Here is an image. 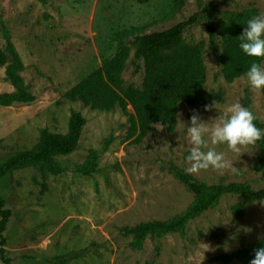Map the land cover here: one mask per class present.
I'll return each instance as SVG.
<instances>
[{"label":"rangeland","instance_id":"374dc122","mask_svg":"<svg viewBox=\"0 0 264 264\" xmlns=\"http://www.w3.org/2000/svg\"><path fill=\"white\" fill-rule=\"evenodd\" d=\"M252 9L257 13L249 36L264 38V0H0V47L6 50L12 41L23 63L17 72L35 95L30 102H0V198L12 211L5 235L13 264H226L212 258L241 248L264 250V200L243 205L239 214L243 200L237 194L194 216L184 233L140 239L129 232L142 222L180 216L196 202L171 167L207 184L264 186V174L256 170L259 148L249 131L253 117L264 131V58L258 74L227 81L207 31L208 20L214 21L220 40L229 13ZM193 14L198 20L182 41L202 45L205 92L221 94L210 108L179 103L173 132L155 123L140 135L130 105L101 110L66 97L123 48L128 57L120 92L142 87L135 37ZM130 30L134 34L117 37ZM8 66L16 67L11 57L0 65V98L16 90ZM72 110L87 122L78 147L54 156L59 173L41 163L7 167L39 150L44 130L66 134ZM93 162L91 174L80 171Z\"/></svg>","mask_w":264,"mask_h":264},{"label":"trees","instance_id":"16d2710c","mask_svg":"<svg viewBox=\"0 0 264 264\" xmlns=\"http://www.w3.org/2000/svg\"><path fill=\"white\" fill-rule=\"evenodd\" d=\"M46 3L48 0H40ZM145 3L148 0H138ZM257 10L252 9L243 13H229L221 27V39L218 38L217 28L212 20H208L207 31L211 46L220 53L222 72L227 81L245 74H258L264 58V38L249 36L248 29L252 25ZM198 20L197 14L189 16L175 25L161 30L137 35L134 64L136 68L143 63L144 80L142 87L129 85L123 92L121 74L128 57L126 48L106 61L102 68L97 69L79 83L72 86L66 93L70 100H80L93 109L111 110L116 106L126 109L131 106L137 120L140 135H144L155 123L166 125L169 132L175 130L177 124L178 104L200 106L208 109L215 101L221 100V94L214 92L206 94V67L203 61L202 45L187 44L182 41L186 30ZM134 34V30L117 34L122 38ZM15 62L16 67L8 66L7 77L15 86L13 93H5L0 102L9 105L13 102H30L35 95L28 91L17 70L23 68V63L8 39L6 50L0 47V65H5L8 58ZM245 106L250 109L248 101ZM86 118L77 110H72L69 128L66 134L43 131V143L39 150L27 152L15 157L7 167L12 168L30 163H41L54 172L59 173L54 156L67 155L79 145ZM252 138L259 148V159L256 170L264 174V131L263 123L256 117L251 119L249 127ZM96 169V163L80 168L85 174H91ZM176 177L196 196L197 200L182 215L168 221H147L129 228V232L142 239L149 233L170 231L185 232L190 219L212 208L226 194L240 195L243 204L236 207L241 214L243 205L256 200H264V186L254 189L247 181L231 182L228 184H207L199 182L191 174L176 167H171ZM47 189V184H42ZM12 217L11 209L0 198V258L4 264H13V259L7 252V237L5 231ZM215 261L230 263L233 261L243 264H264V250L257 252L250 248H241L225 252L212 258Z\"/></svg>","mask_w":264,"mask_h":264}]
</instances>
